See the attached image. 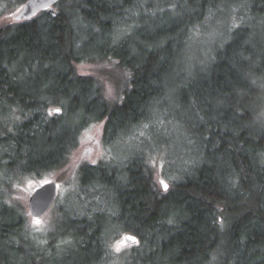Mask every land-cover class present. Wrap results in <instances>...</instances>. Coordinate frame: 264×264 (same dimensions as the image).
Listing matches in <instances>:
<instances>
[{
  "label": "trees",
  "instance_id": "obj_1",
  "mask_svg": "<svg viewBox=\"0 0 264 264\" xmlns=\"http://www.w3.org/2000/svg\"><path fill=\"white\" fill-rule=\"evenodd\" d=\"M25 2L0 0V17ZM228 2L246 14L234 23L228 17V38L189 72V40ZM83 62L121 69L120 100L107 97L96 74L79 73ZM171 102L190 114L206 153L200 167L163 191L143 156L139 167L125 164L129 182L108 162L85 165L83 185L111 180L117 193L101 191L100 206L90 194L93 207L59 234L60 245L57 236L43 244L31 235L26 214L0 194V264H105L109 228L122 222L140 248H160L162 263L210 264L220 256L223 264H264V0H61L30 20L0 24V112L24 117L14 133L0 116V164L10 169L62 166L93 123L105 122L107 144L141 123L167 116V125Z\"/></svg>",
  "mask_w": 264,
  "mask_h": 264
},
{
  "label": "rangeland",
  "instance_id": "obj_2",
  "mask_svg": "<svg viewBox=\"0 0 264 264\" xmlns=\"http://www.w3.org/2000/svg\"><path fill=\"white\" fill-rule=\"evenodd\" d=\"M237 1L249 2L250 0ZM231 4L228 2L221 5L212 18L210 26L205 27L206 29L200 35L193 36L189 40L183 60V66L189 72H192L196 67L206 66L217 47H220L228 38L231 30L228 17L234 23L238 13L246 14L247 9L243 6L240 4L231 6ZM13 12L7 10L0 17V24L14 22L10 15ZM114 65L112 62L100 64L83 62L77 64V69L83 75L96 74L102 78L105 94L112 101H117L121 98L120 91L125 83L119 78L121 69L114 67ZM56 108L53 105L49 106L48 113L54 115ZM181 108L177 103L171 102L168 107V113L173 119L171 123L165 125L169 122V119L164 116L157 123L149 122L150 125L148 123L138 124L131 134L120 142H109L107 144L104 139L105 122L93 123L85 128L79 145L72 151L68 161L62 166L40 172L24 173L20 172V166L10 169L9 166L0 164V194L6 196L9 202L15 204L17 208L26 214L29 233L45 244L50 238L58 237L66 226L71 225L74 217L83 216L91 206L93 207L94 203L93 201L90 202V194L97 195L94 200L96 205L100 206L105 201L101 191L107 197L114 196V193H117L111 180L107 182L106 186L93 181L89 187L83 185L84 173L82 168L87 164L98 165L101 162H108L114 165L111 168L112 170L115 167L122 168L124 171L122 179H124V182H129L131 175L127 174L125 166L128 161L130 163L138 162L137 160L143 156L145 163L153 169V179L156 186L161 188L159 178H163L171 187L177 184L179 179L186 176V174H190L206 161V153L201 148L196 134L190 129V114ZM1 110L2 107H0ZM0 116L2 120L9 121L8 130L14 133H17L14 124L22 123L24 118L17 109L7 110L3 115L0 112ZM262 118H264V110ZM154 125L157 130H154ZM2 145L4 152L10 151L9 153H12L11 148ZM9 160L11 159L8 158L6 161ZM137 166L139 167V162ZM6 179H10V185L6 184ZM49 180L58 182V197L51 210L44 217L34 218L29 210V197L37 187ZM125 225L126 223L122 222L111 225L112 227L109 228L111 232L107 246L109 257L105 264H141V259L147 257L153 259V264H169L162 263L165 259L157 246H147L142 249L140 248V245L142 246L140 242L128 244L125 234L130 231L122 229ZM59 241L61 239L58 237V245H60ZM117 247H119V251H117ZM135 247L140 248L137 253H135ZM210 264H223V259L218 256Z\"/></svg>",
  "mask_w": 264,
  "mask_h": 264
},
{
  "label": "water",
  "instance_id": "obj_3",
  "mask_svg": "<svg viewBox=\"0 0 264 264\" xmlns=\"http://www.w3.org/2000/svg\"><path fill=\"white\" fill-rule=\"evenodd\" d=\"M61 0H26L17 10L11 13L13 21L30 20L43 11L51 10ZM161 188L167 191L169 183L163 178H159ZM59 193V185L56 180H49L37 187L29 197V210L34 218L44 217L53 207ZM128 244H136L139 237L134 233L125 234Z\"/></svg>",
  "mask_w": 264,
  "mask_h": 264
},
{
  "label": "snow or ice",
  "instance_id": "obj_4",
  "mask_svg": "<svg viewBox=\"0 0 264 264\" xmlns=\"http://www.w3.org/2000/svg\"><path fill=\"white\" fill-rule=\"evenodd\" d=\"M57 111H59V110L57 109ZM37 223H39V221H37ZM117 251H119V247H117Z\"/></svg>",
  "mask_w": 264,
  "mask_h": 264
}]
</instances>
